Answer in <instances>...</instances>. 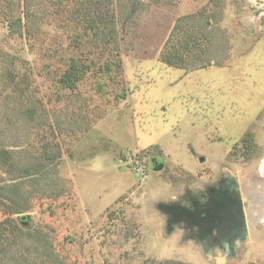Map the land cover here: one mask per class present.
Wrapping results in <instances>:
<instances>
[{"label": "rangeland", "instance_id": "rangeland-1", "mask_svg": "<svg viewBox=\"0 0 264 264\" xmlns=\"http://www.w3.org/2000/svg\"><path fill=\"white\" fill-rule=\"evenodd\" d=\"M256 7L113 0L120 67L101 74L110 47L83 33L81 0H0V153L14 168L0 167V185H16L0 207L11 245L0 264H264V5ZM25 14L27 36L9 27ZM187 37L195 42L185 52ZM174 49L183 62L170 66L162 55ZM72 61L84 76L68 88L61 78ZM223 172L247 223L225 262L216 248L205 255L185 221L168 230L157 209ZM15 195L26 210L11 216Z\"/></svg>", "mask_w": 264, "mask_h": 264}, {"label": "trees", "instance_id": "trees-1", "mask_svg": "<svg viewBox=\"0 0 264 264\" xmlns=\"http://www.w3.org/2000/svg\"><path fill=\"white\" fill-rule=\"evenodd\" d=\"M82 4V10H81V27L84 34H91L94 37V40L97 42L98 46L101 48H109L110 47V53L112 56L111 64L105 65L104 68L98 69L101 70V74H108L111 70V66L114 68L120 67V62L116 60V56L118 55V28H117V19L116 15L114 13V10L112 8L113 0H81ZM132 8L130 10V14L134 13V7L135 5H131ZM23 18V19H22ZM19 16L15 21L11 23L9 26L12 30H17L21 34H25L26 36L29 35V29H28V19L29 16L27 14L24 15V17ZM182 18L177 19L173 26V33H179L182 30V27L180 26V21H182ZM23 21V22H22ZM127 22V19L123 21L122 25ZM187 35V32L184 31ZM195 41H192L191 38H186L184 42V47L182 48L183 51L187 52L189 51L188 46H190L189 43L194 44ZM166 45H168V42H166ZM167 48V46H165ZM102 50V49H101ZM101 53V52H100ZM163 61H165L168 65L173 66L177 65L181 62H183L182 55L178 52L177 49L172 50L171 53L164 52L162 55ZM84 76V70L79 67L75 61H72L70 64V67L67 72L64 73V75L61 78L62 83L64 86H67L68 88H74L76 85V82L80 80ZM2 156L0 153V167L5 166L6 171L9 172V174L14 173L13 164L11 162H8L7 159L2 160ZM2 160V161H1ZM16 185H0V207L3 205H6L4 201H11V197L8 195V193L12 190L13 187ZM10 189V190H8ZM6 190L8 193H6ZM4 191L5 193H3ZM16 195L13 198L11 209L9 210V214L11 216L22 214L26 207L20 206L18 204ZM10 206V205H9ZM21 219V218H20ZM7 227L11 228V231L16 230L20 232L21 230L18 229L17 223L12 219L7 220ZM4 224H0V256L1 254H5L6 251L9 250L10 242L7 240V238L3 234V230H5L4 227H2ZM6 240V241H5ZM155 264H183L181 262H174V261H166L161 263H155Z\"/></svg>", "mask_w": 264, "mask_h": 264}, {"label": "flooded vegetation", "instance_id": "flooded-vegetation-1", "mask_svg": "<svg viewBox=\"0 0 264 264\" xmlns=\"http://www.w3.org/2000/svg\"><path fill=\"white\" fill-rule=\"evenodd\" d=\"M253 2H255V4L258 6L256 7L258 9L262 8L264 5V0H254ZM262 20H264V17H262ZM234 184V180L231 179L230 175H228L226 172H223L213 185L207 186L201 191H186L183 202L178 201L172 205L177 208L178 212L184 209L190 214L189 220L181 219L178 222L172 224V226L180 223L181 221H185V226L188 228L186 231L187 235H189V237H191L196 243L203 246V252L205 255L209 257V254L212 253L213 249L216 248L218 255L222 257V261L224 262L228 259V257L236 256L237 250L244 240V238L237 234V227L239 226L238 215L240 212L242 214L243 221L247 226L244 205L240 198L239 189H237L236 195H234ZM221 202H225L226 204L222 207ZM213 203H215L219 209L215 208L212 210L213 207L210 208V206ZM238 204H241V207H238ZM221 210H225L226 213L230 214L229 220L227 218L225 219V222L228 225L230 224L232 227H235L233 232H231V236L226 239V234L223 233L222 229H218L217 225L215 224L216 221L220 222L218 218L222 214H226L224 212L220 213ZM215 215H219V217L215 219ZM210 216H212V218H209ZM206 217H208L209 220L203 222L202 220L206 219ZM209 224H213L210 233L206 234V238L200 241L199 239L202 237V227L205 228ZM220 224H222V222H220ZM198 225L202 227H199Z\"/></svg>", "mask_w": 264, "mask_h": 264}, {"label": "water", "instance_id": "water-1", "mask_svg": "<svg viewBox=\"0 0 264 264\" xmlns=\"http://www.w3.org/2000/svg\"><path fill=\"white\" fill-rule=\"evenodd\" d=\"M202 161V159H201ZM161 168V166L159 167V169ZM233 191H234V195H236V191H237V188L236 187H233ZM221 206L223 207V205H225L226 203L225 202H221ZM212 210H214L215 208H217L218 206H216L215 203H213L210 208H212ZM221 207V208H222ZM238 207H241V204H238ZM209 208V209H210ZM157 209L160 211V212H163L167 215H169V218L167 219L166 221V228L169 230L171 229V225L178 222L179 220L181 219H185V220H189V213L186 212V210L182 209L180 210V212L177 211V208L172 206V205H167V204H163V203H160V204H157ZM219 209V208H217ZM226 213L225 210H221L220 213ZM227 215V216H226ZM217 217H219V215H215L214 218L216 219ZM209 218H212V216H210ZM208 217H206V219H203L202 221L206 222L207 220H209ZM229 220L230 218V214L229 213H226L225 215L222 214L218 219L220 220V222H222V224H220V222H217L216 221V225L218 227V229H222L223 233H225V239L226 238H229V236H231V232H233V230L235 229V227H232L230 224L228 225L226 222H225V219ZM21 219H25V217H21ZM238 219H239V226L237 227V234H239L240 237L242 238H245L246 237V234H247V226L245 224V222L243 221V218H242V214L241 212L239 213L238 215ZM220 225H219V224ZM191 225V223H190ZM199 227H202L200 225H198ZM213 227V224H209L208 226H206L205 228L202 227V237L201 239H199L200 241L202 239H205L206 238V234H209L211 229ZM221 231V232H222ZM224 235V234H223Z\"/></svg>", "mask_w": 264, "mask_h": 264}, {"label": "bare ground", "instance_id": "bare-ground-1", "mask_svg": "<svg viewBox=\"0 0 264 264\" xmlns=\"http://www.w3.org/2000/svg\"><path fill=\"white\" fill-rule=\"evenodd\" d=\"M251 2H253L254 0H250Z\"/></svg>", "mask_w": 264, "mask_h": 264}]
</instances>
